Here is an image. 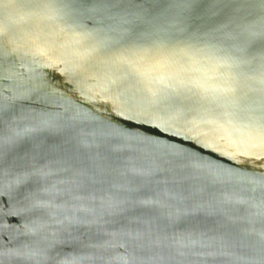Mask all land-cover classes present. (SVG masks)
I'll return each instance as SVG.
<instances>
[{
    "label": "water",
    "instance_id": "obj_1",
    "mask_svg": "<svg viewBox=\"0 0 264 264\" xmlns=\"http://www.w3.org/2000/svg\"><path fill=\"white\" fill-rule=\"evenodd\" d=\"M0 11L9 30L0 50V264H264V147L253 146L264 114L178 101L165 87L175 66L159 70L163 83L117 87L110 59L73 54L87 49L71 29L37 39L39 29L20 21L30 11L23 0H0ZM120 15L121 30L136 27L135 10ZM253 19L247 10L221 15L196 33L187 12L166 4L149 32L158 44L227 49L223 37ZM117 22L85 15L73 27L107 32ZM251 47L260 51L258 38Z\"/></svg>",
    "mask_w": 264,
    "mask_h": 264
},
{
    "label": "snow or ice",
    "instance_id": "obj_2",
    "mask_svg": "<svg viewBox=\"0 0 264 264\" xmlns=\"http://www.w3.org/2000/svg\"><path fill=\"white\" fill-rule=\"evenodd\" d=\"M30 6L23 22L30 30L39 29L41 34L54 38L60 37L71 29L78 38L74 44L86 47V53L79 51L74 55H87L104 62L111 60L122 74L111 83L117 87L127 81L138 83H163L164 77L159 75L161 68L177 67L176 76H168V84L172 87L177 100H193L199 103L207 101L222 109L225 116L238 113L259 111L264 114V0H23ZM169 10L187 12L192 27L198 33L205 21L213 22L212 18L226 16L247 10L249 15L258 16L243 32L234 31L223 37L222 42L230 47L207 48L193 44L191 40L168 39L166 43H157L149 26L161 12L164 5ZM206 5L201 11V6ZM135 10L137 24L133 29H122L128 23L121 11ZM87 15L95 20L97 16L103 20L118 21L106 32L102 27L92 31H77L75 17ZM3 13L0 11V50L8 43L9 30L5 28ZM103 22V21H101ZM61 25H66L62 27ZM43 26V27H42ZM259 31H256V28ZM9 29L14 31L12 25ZM187 31V30H184ZM114 33L115 35H109ZM195 34V33H194ZM83 37V39L79 37ZM257 53L251 46L257 44ZM243 41V47L238 42ZM55 42V40H54ZM235 52H247L251 59L244 60L235 56ZM179 73L188 78V84L181 81L175 84ZM175 84V86H173ZM189 84L191 85L189 87ZM187 89L190 96H185ZM163 131L162 129H158ZM264 147V135L259 137V145ZM0 212L3 209L0 208Z\"/></svg>",
    "mask_w": 264,
    "mask_h": 264
}]
</instances>
